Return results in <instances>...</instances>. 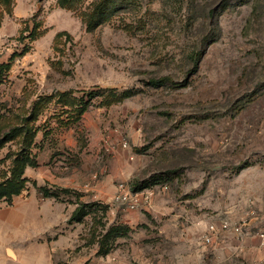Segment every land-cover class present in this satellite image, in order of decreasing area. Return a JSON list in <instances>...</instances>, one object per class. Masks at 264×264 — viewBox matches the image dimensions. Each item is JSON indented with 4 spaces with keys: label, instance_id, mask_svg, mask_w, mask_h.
I'll use <instances>...</instances> for the list:
<instances>
[{
    "label": "rangeland",
    "instance_id": "374dc122",
    "mask_svg": "<svg viewBox=\"0 0 264 264\" xmlns=\"http://www.w3.org/2000/svg\"><path fill=\"white\" fill-rule=\"evenodd\" d=\"M70 6L0 0V133L40 108L23 195L44 186L66 213L89 205L60 227L73 246L58 264H264L254 235L204 242L222 218L264 225V0ZM96 7L90 30L82 13ZM23 149L22 136L0 149V181ZM121 182L155 195L120 209Z\"/></svg>",
    "mask_w": 264,
    "mask_h": 264
},
{
    "label": "crops",
    "instance_id": "0c3cea01",
    "mask_svg": "<svg viewBox=\"0 0 264 264\" xmlns=\"http://www.w3.org/2000/svg\"><path fill=\"white\" fill-rule=\"evenodd\" d=\"M23 192L11 204L0 201V264H58L73 246L70 233L60 234L63 232L60 227L71 229L79 223L69 222L78 205L76 202L72 208L69 205L66 213L63 199L46 197L43 193L24 196ZM72 235L75 236V231ZM252 238L248 236L244 241Z\"/></svg>",
    "mask_w": 264,
    "mask_h": 264
},
{
    "label": "trees",
    "instance_id": "16d2710c",
    "mask_svg": "<svg viewBox=\"0 0 264 264\" xmlns=\"http://www.w3.org/2000/svg\"><path fill=\"white\" fill-rule=\"evenodd\" d=\"M76 1L77 0H59V4L63 7H67L70 5L73 6L74 3H76ZM100 8L101 7H96L91 14H86V16L84 14L85 12L82 13L83 19L87 24V29L92 30L98 25V21H99L98 19H101L100 18L101 15L105 13ZM203 54L204 51L202 47L200 48V51L191 53L190 56L193 63L195 64V67H197ZM155 83L158 84V82L156 81ZM37 105L39 104L38 103L35 104L31 116L28 117L27 124L14 125L7 131L0 133V149L4 147V145L7 142L13 141L21 136L23 137V142L25 144V149L21 150L19 153L16 154V156L13 157L12 165L10 167L9 173L6 174V177H3L2 180L0 181V201H6L8 204H11L13 198L16 195L21 194L28 187V183L30 182V179L26 176V169L28 167H35L38 165V162L33 156V154L27 151L31 149L36 137V131L33 130V127L30 126L29 122L37 119L40 109ZM10 156H12V154ZM34 183L35 185H37L36 182ZM140 189H135V190H140ZM40 190L46 197L56 196V195L54 196V194L51 193V190L47 187L40 186ZM56 198L59 199V197ZM88 206H89L88 203L79 202L78 206L70 216L69 222L72 223V222L83 221V219L87 215ZM99 253L107 254L109 253V250L107 249L103 250L102 244L100 243Z\"/></svg>",
    "mask_w": 264,
    "mask_h": 264
},
{
    "label": "built area",
    "instance_id": "2783aa9c",
    "mask_svg": "<svg viewBox=\"0 0 264 264\" xmlns=\"http://www.w3.org/2000/svg\"><path fill=\"white\" fill-rule=\"evenodd\" d=\"M163 185V184H162ZM168 186L164 184L162 189H166ZM155 195V187H148L145 189L135 190L126 182H121L118 185V190L114 197V203L116 207L126 210L132 211L136 210L142 205V203H150ZM233 228L234 232L238 239H245L248 236L254 235L256 236L260 244L264 246V225L258 227L255 234H253L246 223H231L230 220L226 218H222L217 220L215 223L211 222L207 226V232L204 235V242L207 244H211L215 241L216 234L219 230H227Z\"/></svg>",
    "mask_w": 264,
    "mask_h": 264
}]
</instances>
